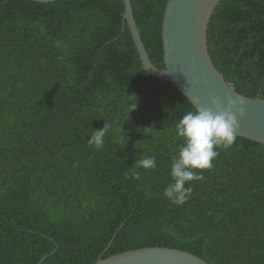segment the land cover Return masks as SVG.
<instances>
[{
  "label": "trees",
  "instance_id": "trees-1",
  "mask_svg": "<svg viewBox=\"0 0 264 264\" xmlns=\"http://www.w3.org/2000/svg\"><path fill=\"white\" fill-rule=\"evenodd\" d=\"M166 3L131 0L158 68ZM123 12V0H0V264H93L150 246L264 264V144L237 135L196 170L186 203L166 199L176 124L196 108L143 68ZM207 41L225 80L264 99V0H220ZM105 123L103 146L89 145ZM151 156L155 169L134 165Z\"/></svg>",
  "mask_w": 264,
  "mask_h": 264
},
{
  "label": "water",
  "instance_id": "water-1",
  "mask_svg": "<svg viewBox=\"0 0 264 264\" xmlns=\"http://www.w3.org/2000/svg\"><path fill=\"white\" fill-rule=\"evenodd\" d=\"M50 2L54 0H32ZM220 0H167L162 21L164 68L155 66L142 42L131 0H123V19L138 50L142 66L151 75L173 84L196 108L210 107L212 99L227 105L229 98L243 107L236 112L237 135L264 144V99L235 90L216 68L208 50L207 30ZM243 101L241 105L239 102ZM235 111V109H234ZM93 264H209L185 250L150 246L100 258Z\"/></svg>",
  "mask_w": 264,
  "mask_h": 264
},
{
  "label": "clouds",
  "instance_id": "clouds-1",
  "mask_svg": "<svg viewBox=\"0 0 264 264\" xmlns=\"http://www.w3.org/2000/svg\"><path fill=\"white\" fill-rule=\"evenodd\" d=\"M239 103L242 105L243 101ZM212 104L215 110L199 107L185 113L176 124L177 135L183 139V143L178 155L172 159L170 176L173 182L164 188L163 196L177 206L183 205L190 198V182L203 179L202 173L196 170L211 169L214 159L219 156L217 149H227L237 140L240 124L236 112L243 114V107L238 108L237 101L231 98L227 105H223L217 98L212 99ZM136 107L135 104L132 109ZM107 132V123L102 129L94 130L87 139L89 145L101 148ZM134 165L146 170L157 167L154 156L138 159ZM138 177L139 173H135L134 178ZM186 184L189 186L186 187Z\"/></svg>",
  "mask_w": 264,
  "mask_h": 264
}]
</instances>
